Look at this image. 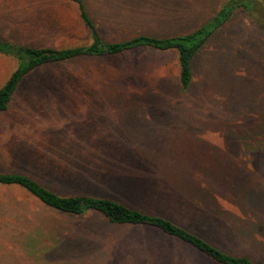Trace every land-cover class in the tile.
Segmentation results:
<instances>
[{"label": "rangeland", "instance_id": "1", "mask_svg": "<svg viewBox=\"0 0 264 264\" xmlns=\"http://www.w3.org/2000/svg\"><path fill=\"white\" fill-rule=\"evenodd\" d=\"M101 35H177L225 0H85ZM0 35L90 41L68 0H0ZM17 61L0 53V87ZM175 50L140 47L40 66L0 112V171L62 195L109 197L165 216L264 264V10L237 8L179 82ZM0 264H219L193 246L102 213L50 208L0 184Z\"/></svg>", "mask_w": 264, "mask_h": 264}, {"label": "trees", "instance_id": "2", "mask_svg": "<svg viewBox=\"0 0 264 264\" xmlns=\"http://www.w3.org/2000/svg\"><path fill=\"white\" fill-rule=\"evenodd\" d=\"M76 5L79 16L89 30L90 41L66 47L36 46L8 40L0 35V53L12 56L17 66L0 87V112L7 110L20 81L34 69L81 56H105L127 52L140 47L158 50H175L179 61V82L187 88L192 80V59L209 37L222 27L239 7L247 10H264V0H225L218 12L205 24L191 32L171 36L140 33L119 40L105 39L95 23L85 0H68ZM0 184L18 186L42 204L60 212L84 214L102 213L117 224L143 225L155 228L184 242L219 264H257L246 255L228 253L197 233L161 215L131 208L109 197L92 194L62 195L26 173L0 171Z\"/></svg>", "mask_w": 264, "mask_h": 264}, {"label": "crops", "instance_id": "3", "mask_svg": "<svg viewBox=\"0 0 264 264\" xmlns=\"http://www.w3.org/2000/svg\"><path fill=\"white\" fill-rule=\"evenodd\" d=\"M150 35H152V34H150ZM155 36H159V35H155ZM165 36H171V35H164V36H160V37H165ZM152 49H154V48H152ZM156 50H158V49H156ZM160 51H166V50H160Z\"/></svg>", "mask_w": 264, "mask_h": 264}]
</instances>
